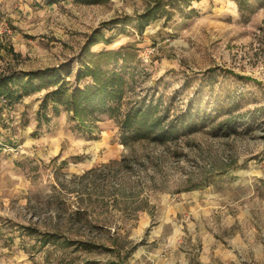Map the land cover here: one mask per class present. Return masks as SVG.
<instances>
[{
    "label": "rangeland",
    "instance_id": "rangeland-1",
    "mask_svg": "<svg viewBox=\"0 0 264 264\" xmlns=\"http://www.w3.org/2000/svg\"><path fill=\"white\" fill-rule=\"evenodd\" d=\"M87 64L123 83L76 113ZM1 74L0 241L23 260L264 264V0H0ZM138 109L177 136L138 138Z\"/></svg>",
    "mask_w": 264,
    "mask_h": 264
},
{
    "label": "trees",
    "instance_id": "trees-1",
    "mask_svg": "<svg viewBox=\"0 0 264 264\" xmlns=\"http://www.w3.org/2000/svg\"><path fill=\"white\" fill-rule=\"evenodd\" d=\"M48 2H58L59 0H46ZM87 3H98L101 0H82ZM153 12H149L142 19L147 21L153 16ZM146 24V23H145ZM144 24V25H145ZM144 27V26H143ZM108 54V53H107ZM50 72H55L53 75ZM41 75V80L45 81L48 79L49 84H58L61 80L59 74H57L56 69H45V71H37L28 73V77L31 80L33 76ZM85 77H91L92 82L87 84L84 88H76L72 92L71 99L65 101L68 106H71L76 113L83 111L94 112L96 110H104L109 105L111 99H113L117 94H119V88L122 86V77L117 71L107 72L101 66L92 67L91 65H85L84 69H81L78 72V80H82ZM32 81V80H31ZM14 86V75L12 74H1L0 75V101L12 104L18 96H16L13 89ZM52 100H62L65 98V92L62 88H57L55 91L49 93ZM7 104V105H9ZM139 124L136 129V136L141 139H147L150 137H155L158 139L166 137H175L177 136V129L169 127L168 129L159 128L156 136L154 135V130L156 129L157 122L154 119H150L147 113L144 110L138 109L128 114L126 122L129 123L127 128H132L130 121H134ZM158 126H160L158 124ZM85 264H95V263H85Z\"/></svg>",
    "mask_w": 264,
    "mask_h": 264
},
{
    "label": "crops",
    "instance_id": "crops-1",
    "mask_svg": "<svg viewBox=\"0 0 264 264\" xmlns=\"http://www.w3.org/2000/svg\"><path fill=\"white\" fill-rule=\"evenodd\" d=\"M186 201H178L174 204H170L164 207L160 217V229L162 230L166 226H171L172 234L175 238L180 236L181 228L178 222V216L183 214H189L186 209ZM14 243L8 241L7 244H3L0 241L1 250V264H29L27 260H23V257L18 254V242L14 240Z\"/></svg>",
    "mask_w": 264,
    "mask_h": 264
},
{
    "label": "built area",
    "instance_id": "built-area-1",
    "mask_svg": "<svg viewBox=\"0 0 264 264\" xmlns=\"http://www.w3.org/2000/svg\"><path fill=\"white\" fill-rule=\"evenodd\" d=\"M0 264H1V250H0Z\"/></svg>",
    "mask_w": 264,
    "mask_h": 264
}]
</instances>
